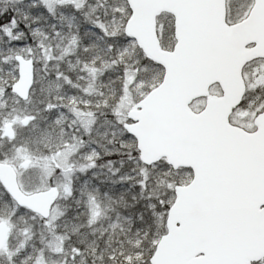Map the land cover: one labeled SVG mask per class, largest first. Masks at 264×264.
Here are the masks:
<instances>
[{"label": "snow or ice", "instance_id": "1", "mask_svg": "<svg viewBox=\"0 0 264 264\" xmlns=\"http://www.w3.org/2000/svg\"><path fill=\"white\" fill-rule=\"evenodd\" d=\"M65 6L115 74L88 131L49 100L9 136L13 110L0 111V264H264V0ZM146 17L160 54L134 31ZM49 18L52 0H0V71L24 59L71 83L37 59V36L61 34L43 32Z\"/></svg>", "mask_w": 264, "mask_h": 264}, {"label": "rangeland", "instance_id": "2", "mask_svg": "<svg viewBox=\"0 0 264 264\" xmlns=\"http://www.w3.org/2000/svg\"><path fill=\"white\" fill-rule=\"evenodd\" d=\"M52 2L56 5V16L58 19L55 21L51 20V18L47 21L41 19L40 24L42 25L44 33H51V29L48 25L54 22L62 29L61 34L60 36L50 35L47 39H45L44 36H37V41L43 40V47L38 50L37 59H41L45 63L51 61L53 65L49 68V72L51 73H54L56 66H59L61 71L68 75L71 83H68L64 79L53 80L51 76H49L48 79H44L39 75L40 65L36 64L34 73L35 79L39 82H33L27 100H17L16 94L12 91L9 92L4 99H0V111H5V105H7V109H12L14 113L12 119L4 123L5 132L9 136H15L17 131L21 130L29 119L28 114L35 111L37 108L43 107L49 100L64 105L65 115L63 120L65 122L78 124L80 128L85 131L89 130L92 123H96L94 114L91 118L88 115L89 110L91 109V112L93 110L89 108L88 105H94L96 102L95 100L98 99L100 95L91 91L81 92V90L86 89L88 86H92L93 89L99 87L98 84L90 80V77L94 75V72L91 71V69L95 68L94 63H97V60L106 56L101 46L102 41L98 40L96 35H93L94 30L91 28L90 20L85 16L79 12L73 14L72 9L67 6L61 8V0H52ZM91 2L94 3L95 0H91ZM85 11L90 10L85 9ZM61 13H63V15H61ZM118 23L119 21H116L117 25ZM81 24L86 27L82 29L81 33L78 35L76 32ZM73 37L76 38V43H72ZM28 43H33L32 37L28 38ZM85 44L88 45L87 50H84ZM0 47H7V45L0 44ZM99 55H101V58H97ZM55 56H57V61L53 59ZM12 67V65H7L4 71H0V87L3 86L5 80L13 81L16 79L14 71L7 70ZM57 84L59 87H57ZM100 85L102 86L101 83ZM102 87L106 92L108 88ZM70 89H73V92H71L73 96L67 95L64 97L65 94H63L61 90H66L65 93H67ZM3 95L4 94L0 92V96ZM75 95L76 98H74ZM82 95L85 98L89 95L90 97H87V99L89 98L88 101H84V99L81 100L80 97ZM57 97H64V99L57 101ZM43 115L47 117V119L41 120V126L48 123V121L53 118L50 113H44ZM13 124L16 126L13 127ZM85 125H88V128H85ZM59 131H64V129H58V132ZM23 135L28 136L29 133L24 131ZM63 205L64 202L60 201L61 208H63ZM69 227H71V225H69ZM89 239H91V237ZM49 264H51V261H49Z\"/></svg>", "mask_w": 264, "mask_h": 264}, {"label": "water", "instance_id": "3", "mask_svg": "<svg viewBox=\"0 0 264 264\" xmlns=\"http://www.w3.org/2000/svg\"><path fill=\"white\" fill-rule=\"evenodd\" d=\"M136 3H140L141 0H135ZM134 31L138 35H143L145 40L147 41L149 48L152 53L160 54L161 49L159 47V42L155 35L151 33L150 24L147 21V17L144 22L137 23L134 25ZM33 81V64L28 61L22 59L18 69V77L15 81L12 92L16 94V96L21 100H26L28 97L29 89L32 85ZM3 175L9 176L11 178L10 173H3ZM34 203L37 205H43L47 207L50 204V201H46L43 198H35Z\"/></svg>", "mask_w": 264, "mask_h": 264}, {"label": "trees", "instance_id": "4", "mask_svg": "<svg viewBox=\"0 0 264 264\" xmlns=\"http://www.w3.org/2000/svg\"><path fill=\"white\" fill-rule=\"evenodd\" d=\"M86 26L85 25H83V24H81L79 27H78V30H77V34L79 35L80 33H81V31H82V29H84ZM80 43V42H79ZM101 46H102V48H103V50L105 49V45H104V43L102 42L101 43ZM105 51V50H104ZM96 56V55H95ZM56 57L57 56H55L53 59L54 60H56ZM90 57V56H89ZM106 57V56H105ZM105 57L104 58H102V59H99V60H97V63H94V66H95V68H98V69H96V72H94V75H91V77H90V80L92 81V82H94V83H96V84H98V86L99 87H97L96 89H93L92 88V86L90 87V86H88V87H86V89H84V90H81V92L82 91H91V92H95V93H97L98 95H100V93H101V91L102 90H104L103 89V87L102 86H104L105 88H110L111 87V85L110 84H107L106 82L110 79V77L112 76V75H114L115 73L111 70V69H109L108 67H106L105 65H106V59H105ZM97 58H101V55H99V57H97ZM96 58V59H97ZM53 59H51V60H53ZM57 61V60H56ZM102 66V67H101ZM98 71V72H97ZM16 77H17V75H16ZM100 83L102 84V86L100 85ZM61 91H63V94H65L64 95V97H66L67 95H70V96H73V94L71 93V92H73V89H70V91L68 90L67 91V93H65V91L66 90H61ZM83 96V95H82ZM75 98H76V95L74 96ZM78 97V96H77ZM87 97H90L89 95H87ZM87 97L85 98L84 96H83V99H84V101H88V99H87ZM101 98L99 97L98 99H96L95 101L97 102V101H99ZM90 102H93V101H90ZM95 102V103H96ZM94 103V104H95ZM88 107L89 108H92V105H88ZM88 107H86V108H88ZM88 108V109H89ZM93 109V108H92ZM91 110V109H90ZM89 110V113H88V115H89V117L91 118L92 116H93V114H94V116H96V113L92 110V112Z\"/></svg>", "mask_w": 264, "mask_h": 264}]
</instances>
